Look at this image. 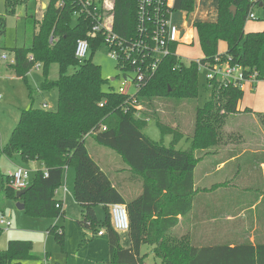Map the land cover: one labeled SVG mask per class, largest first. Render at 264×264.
<instances>
[{"label": "trees", "instance_id": "trees-1", "mask_svg": "<svg viewBox=\"0 0 264 264\" xmlns=\"http://www.w3.org/2000/svg\"><path fill=\"white\" fill-rule=\"evenodd\" d=\"M28 1L6 0L7 14L13 15L16 7L25 6L26 41L22 47L10 50L14 62L11 69L17 78L25 79L38 64L44 77L41 90L56 88L58 105L55 111L32 107L20 110L16 126L0 148L1 156H18L22 163L37 162L44 168L34 173L26 193L17 199L24 205V212L40 219L62 216L63 205L54 192L63 185L65 171L73 169L72 194L83 212L79 226L96 227L95 207L102 206L105 212L100 225L103 230L97 232H103L107 237L108 256L104 264H144L145 255L141 253L144 246L152 249L160 264H264V230L253 242L244 238L232 242L210 241L203 246L191 244L187 238H177L174 234L180 223L178 216L185 218L191 214L197 197L194 170L200 160L199 154L202 151L211 153L221 145L220 130L225 118L238 113L243 98V90L238 84L220 78L210 82L209 99L203 107L195 110L190 146L184 151L177 150L176 146L184 135L177 126L160 122L152 103L165 98L172 100L177 107L182 101L196 100L198 64L183 63L176 55L178 44H170L168 56L135 96L134 105L141 106V111L137 112L127 97L110 87L109 91L103 90L108 82L103 79L100 67L94 65L92 57L104 46V36H88L92 20L83 15L74 17L79 3L62 0L63 5L56 7L59 0H49L38 18L36 0L29 5ZM194 2L175 0L171 12L192 13ZM252 7L251 0H217L214 22L193 23L203 57L199 61L201 65L214 64L217 58L221 63L230 58L231 64L242 67L245 77L256 72L258 81H264V29L245 32ZM256 8L264 10V0L258 2ZM113 13V33L120 40L130 42L142 36L137 31V0H114ZM147 27L146 35L149 36L152 28ZM4 29L5 20L0 18V35ZM79 40L89 43L88 56L82 63H78L74 56ZM220 43L225 44L224 53H219ZM52 65L58 68V78L54 81L48 78ZM69 69L74 72L68 74ZM243 112L252 113L250 109ZM257 115L264 125V114ZM149 119H155L162 137H172L168 147L143 134ZM90 138L98 146L113 151L125 169L138 179L141 183L139 196L124 200L111 177L90 157L86 148V141ZM228 158L232 160L231 166L237 168L229 182L251 180V185L242 190L244 208H238L237 214L262 205L264 216V192L249 200L246 197L255 183L264 180V169L261 168L264 151L242 153L235 149ZM8 183L7 176H1L2 199H16V193ZM245 201L250 203L246 205ZM112 205L125 207L128 248L121 246L120 233L110 225ZM229 212L233 214L230 209ZM47 231L63 245L62 227H50ZM31 248L29 241H9L0 251V264L39 260L31 253Z\"/></svg>", "mask_w": 264, "mask_h": 264}, {"label": "rangeland", "instance_id": "rangeland-1", "mask_svg": "<svg viewBox=\"0 0 264 264\" xmlns=\"http://www.w3.org/2000/svg\"><path fill=\"white\" fill-rule=\"evenodd\" d=\"M32 0L28 1V5ZM42 2L46 4L49 0H36L38 9L37 16L41 17ZM217 0H195L194 9L192 13L186 14L185 12L178 11L172 14V24L179 33V43L177 45L176 53L181 61L185 64L189 62L200 61L202 52L199 47L196 32L193 28L194 22H214L216 20ZM261 13L264 10L260 8L254 9L255 17L257 20H249L245 25L246 33L260 32L264 29V18ZM0 18L5 20L4 32L0 35V145L8 141V136L15 126L16 119L18 118V110H25L28 108L43 109L55 111L57 109V89L52 88L49 90H41L44 80L42 68L36 69L33 67L27 74L25 79L17 78L11 69V60L13 58L10 50L13 48H20L25 45V6H18L13 15L6 13V0H0ZM219 53L225 52V44L220 43L218 46ZM5 55L7 60H2ZM94 65L99 66L103 79L107 80L108 84L103 86L104 91L111 90L117 92L118 88L124 82L123 74L117 69V63L114 58L108 54L106 47L100 48L95 51L92 57ZM74 69H69L68 74H72ZM208 71L206 67L199 66L198 69V97L196 100H185L176 105L170 99H156L152 103V108L156 111L160 122L178 127V130L184 135L183 139L176 146L177 150H187L190 146L189 138L192 136L194 129V117L196 108L204 106L205 102L209 99L211 89L206 80ZM132 78L133 75H128ZM48 78L56 80L58 78L57 65H52L49 70ZM129 80V79H128ZM132 90V89H131ZM243 98L241 101L242 107L251 108L256 114L253 117L246 116L244 118H233L234 115H228L220 130V137L222 142L220 146L209 151H202L199 154V162L197 165H206L210 158L207 155L215 157L216 153L229 149L242 150H255L264 151V125L259 120L257 114H264V81H260L253 89L249 85H244ZM133 91V90H132ZM146 111L147 108H144ZM244 114L240 112L239 114ZM246 114V113H245ZM141 116V115H140ZM247 119H250L249 122ZM244 120V121H243ZM247 120V121H246ZM143 134L154 142H161L165 147H168L172 137L170 135L161 136L157 127L155 119H149L146 127L143 129ZM252 146V148H251ZM250 147V148H249ZM87 151L92 160L102 167L105 172H112L114 167H124L120 158L111 150L98 146L91 138L86 141ZM214 152V153H213ZM220 159L222 156L219 155ZM212 160L215 158H211ZM204 162V163H203ZM26 169H28L26 167ZM41 165L37 169L29 168V182L31 184L35 171L43 170ZM0 171V188L1 176L6 175V171ZM111 171V172H110ZM107 174V173H106ZM254 178V177H253ZM74 170L69 169L64 174L63 184L67 193H59L58 198L62 201L64 207V214L56 219L52 218H34L17 208V203H21L17 199L4 198L0 193V216L10 223L9 228L0 225V251L6 248L9 241H29L32 243L31 253L38 257L36 261H24L21 264H104L108 256V246L106 235L99 236L98 230L101 222L104 220V209L102 206L95 207L96 227L81 228L78 222L83 217V212L80 206L74 201L73 198V182ZM264 192V180L255 183L251 190L246 194L249 199L259 196ZM242 191L238 192L236 199L240 201L242 206ZM249 195V197L247 196ZM235 198V197H234ZM233 198V199H234ZM68 202V203H67ZM67 203V205H66ZM248 205V201H245ZM264 205V204H263ZM236 206H231L230 210L236 220H231L226 225H221L226 229H233L237 222L241 223L243 233L238 234L240 237L249 238L253 235L261 236L264 230V216L262 205L255 207L248 211L239 213ZM3 214V215H2ZM181 219L179 227L175 230L174 234L177 238H187L192 244L193 240L189 235V226ZM256 226V230L252 232V226ZM50 227H63L64 241L61 246L58 244L54 237L48 233ZM202 231H208L207 226ZM121 246L123 248L129 247V239L125 232L120 233ZM254 238V239H255ZM144 256V264H160L152 253L150 247L144 246L141 250Z\"/></svg>", "mask_w": 264, "mask_h": 264}, {"label": "built area", "instance_id": "built-area-1", "mask_svg": "<svg viewBox=\"0 0 264 264\" xmlns=\"http://www.w3.org/2000/svg\"><path fill=\"white\" fill-rule=\"evenodd\" d=\"M76 1L79 4L78 9L74 11V17L76 18L83 15L92 20V28L88 36L96 34H102L104 36V46L107 48L110 57L116 60L117 69L123 74L124 82L118 88L117 93L127 97L129 103L134 106L135 110L140 112L141 106L134 105L135 96L153 77L161 61L168 56L169 45L173 43L178 44L180 41L179 33L172 24L173 13L171 9L173 8L175 0H137V31L140 35L145 37L142 38L141 36L137 40L130 42L120 40L113 33L114 0ZM260 1L262 0H251L253 7L247 17L248 20L260 19L259 17L256 18L254 15V9ZM62 5L63 1L59 0L56 7H61ZM261 17L264 18V15ZM148 25L152 28L149 36L146 35V33H148ZM88 52V41H77L74 56L78 63H82L87 58ZM1 58L2 60H7L5 55ZM216 61L217 64L205 63L203 65H201L199 61H196L198 66H204L208 71L206 75V80L209 83L208 86H210V82L215 78L231 81L233 83L235 82L234 84H238L241 89L244 85L253 87V85L259 82L256 72L245 77L242 67L237 64H231L230 58L222 63L218 58ZM11 63H14L13 59ZM34 67L40 69L38 64ZM128 75H133V77L129 78ZM1 99L2 96L0 95V100ZM100 106H102V104ZM45 108L46 105H43V109ZM136 116H139L138 113ZM46 173L47 172L44 170L45 176H47ZM6 176L9 180V187L15 193L26 190L30 186L29 170L26 168H17L15 171L9 172ZM60 192L63 193V196L67 193L64 184L54 192V195L57 197ZM0 225L5 228L10 227V223L3 216L0 217ZM110 225L112 229L118 233L127 232L128 218L123 205L110 206ZM98 235L102 236L103 232H99ZM45 264L47 263L45 262Z\"/></svg>", "mask_w": 264, "mask_h": 264}, {"label": "crops", "instance_id": "crops-1", "mask_svg": "<svg viewBox=\"0 0 264 264\" xmlns=\"http://www.w3.org/2000/svg\"><path fill=\"white\" fill-rule=\"evenodd\" d=\"M45 5L46 3L42 2L41 8H44ZM261 14L264 15V13ZM245 109H250L252 113L239 114L240 112H243ZM254 113L255 112L251 110V108L248 107L244 108L240 103L238 107V114L234 115L233 118L239 119V118H244L246 116L253 117L255 115ZM19 114H20V110H18V118L16 119L15 122L16 124L19 119ZM247 120L251 122L250 119ZM14 127L12 128V130L14 129ZM10 134L8 136V139L10 137ZM5 141L7 142V140ZM6 142L2 143V145H0V148H2L6 144ZM233 151H235L234 148L232 149L227 148L223 151H220L219 153H216V155H214L215 157H212L211 155H207V158L209 157L210 161L206 165L199 164L195 167L194 185H195V189H197V194H196L197 197L194 201L191 214H189L185 218H181L180 216H178V220L180 222L181 219H185L184 221H186V223L189 226L190 238L193 240V243H195L198 246H203L209 243L210 241L223 240V241L232 242V241H242L244 238H246L245 236L244 237L238 236V234L243 233L244 231L242 225H240L241 223L239 222L236 223L233 229L230 228L226 229L222 227L223 225H226L229 222H231V220H236L235 217L232 216L233 214L229 212V209L233 205L236 206V208L241 206L239 199H236V196H238L236 194H238V192L242 191L243 189L244 190L247 189V187H249L248 185H251V180L249 181L247 179H244L240 182L239 180L229 182V180L234 176V170L237 169L231 166L232 160H228L230 153H232ZM246 151L257 152L259 150L245 149L242 150V153ZM219 155H221L222 157L217 160L216 158H219L220 157ZM211 158H215V159L212 160ZM38 165L41 164L37 162H32L28 164L22 163L18 156L7 158L5 156L0 155V171H2L1 169H4L6 171L5 172L6 175L9 172L15 171L17 168L27 167L28 169L29 168L37 169ZM100 168L103 172H105L102 167ZM261 168L264 169L263 164L261 165ZM111 171H110L111 181L113 185L116 186L121 191V194L125 201L134 199L140 195L141 183L138 181V179L134 178L131 175V173H129L124 167L123 168L114 167ZM68 173H69V169H67V176ZM105 173L109 174V172H105ZM58 195L56 199L59 200ZM251 209L254 211V206H252ZM63 214H64V207H63ZM239 215H240L239 213L236 214V217H239ZM205 225L208 228L207 232L202 231V229H205ZM251 228H252V232L253 231L255 232L256 226L253 225ZM253 235L250 236L249 234V240L251 242L255 240L254 239L255 237H253Z\"/></svg>", "mask_w": 264, "mask_h": 264}, {"label": "water", "instance_id": "water-1", "mask_svg": "<svg viewBox=\"0 0 264 264\" xmlns=\"http://www.w3.org/2000/svg\"><path fill=\"white\" fill-rule=\"evenodd\" d=\"M232 10H233V13H234V11H235L234 8ZM25 193H26V190H22V191L16 192V194H15L16 199H20L21 196H23ZM16 206H17V208L19 210H23L24 209V205L22 203H17Z\"/></svg>", "mask_w": 264, "mask_h": 264}]
</instances>
